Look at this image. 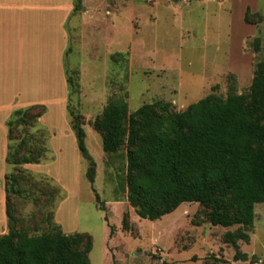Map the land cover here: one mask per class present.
Here are the masks:
<instances>
[{
    "label": "rangeland",
    "instance_id": "obj_1",
    "mask_svg": "<svg viewBox=\"0 0 264 264\" xmlns=\"http://www.w3.org/2000/svg\"><path fill=\"white\" fill-rule=\"evenodd\" d=\"M82 4L89 18L98 16L99 21L79 23L81 12L71 23L75 29L65 65L67 77L79 88L69 87L68 107L82 116L86 148L96 163L95 182L89 180L90 162L72 128L67 149H55L57 141L49 133L56 116L45 105L43 120L34 128L21 126L13 133L14 144L24 131L43 133L45 159L13 166L0 152V195L4 175L21 191L9 196L12 219L6 217L4 223L0 218V236L12 230L39 236L59 226L68 235L92 240V264H264V204L255 206L252 228L214 226L209 210L197 202L183 203L156 221L143 219L127 199L126 148L106 153L93 126L116 100H124L130 112L157 101L169 102L179 112L211 94L248 95L255 65L264 61V0ZM95 193L106 210L100 209ZM228 233L241 238L237 244L246 261L235 259L237 250L225 239Z\"/></svg>",
    "mask_w": 264,
    "mask_h": 264
},
{
    "label": "trees",
    "instance_id": "obj_2",
    "mask_svg": "<svg viewBox=\"0 0 264 264\" xmlns=\"http://www.w3.org/2000/svg\"><path fill=\"white\" fill-rule=\"evenodd\" d=\"M82 8V0H75V12ZM248 14L249 9L247 23ZM254 45L259 50L260 39ZM67 81L69 87L79 88L71 77ZM69 111L78 147L90 162L88 177L93 185L96 163L86 148L82 116ZM45 113L44 105L12 113L6 123V164H40L45 159L43 133L24 131L13 143L15 129L34 128ZM93 126L102 135L106 153L126 148L127 199L141 218L156 221L183 203L197 202L209 210L208 221L214 226L253 227L255 206L264 204V61L255 65L248 95L211 94L179 112L164 101L130 112L124 100H116ZM4 179L6 217L12 219L9 196L21 191L11 186L9 176ZM95 194L100 209L106 210ZM242 238L249 242L247 235ZM225 239L237 250L235 259L246 261L247 254L237 244L241 238L228 233ZM92 249L90 238L68 235L59 226L39 236L12 230L0 236V264H92Z\"/></svg>",
    "mask_w": 264,
    "mask_h": 264
},
{
    "label": "crops",
    "instance_id": "obj_3",
    "mask_svg": "<svg viewBox=\"0 0 264 264\" xmlns=\"http://www.w3.org/2000/svg\"><path fill=\"white\" fill-rule=\"evenodd\" d=\"M81 12L79 23L99 21L89 18L84 5L75 12V0H0V152L5 161L6 123L14 111L33 105H48L55 113L49 134L58 152L67 149L73 132L65 59L75 29L71 23ZM0 218L7 220L5 191Z\"/></svg>",
    "mask_w": 264,
    "mask_h": 264
}]
</instances>
